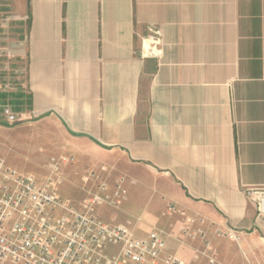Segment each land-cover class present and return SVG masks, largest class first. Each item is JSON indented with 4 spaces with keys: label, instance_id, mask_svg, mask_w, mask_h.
Instances as JSON below:
<instances>
[{
    "label": "crops",
    "instance_id": "crops-1",
    "mask_svg": "<svg viewBox=\"0 0 264 264\" xmlns=\"http://www.w3.org/2000/svg\"><path fill=\"white\" fill-rule=\"evenodd\" d=\"M16 11L31 121L0 122V134L51 153L39 181L26 176L53 179L71 203L67 189L118 199L101 220L139 239L160 232L184 264L264 253L262 195L248 194L264 189V0H16Z\"/></svg>",
    "mask_w": 264,
    "mask_h": 264
},
{
    "label": "built area",
    "instance_id": "built-area-1",
    "mask_svg": "<svg viewBox=\"0 0 264 264\" xmlns=\"http://www.w3.org/2000/svg\"><path fill=\"white\" fill-rule=\"evenodd\" d=\"M0 119L20 125L30 118L7 98L0 99ZM52 161L55 169L57 163ZM55 184L50 179L40 185L0 160V260L15 264H184L166 255L160 232L139 239L126 227L102 221L96 207L119 203L118 199L96 194L79 209L60 197ZM101 189L100 193L105 191ZM125 194L119 188L114 196ZM248 194H261L262 201L264 189H249ZM228 237L240 239L236 233Z\"/></svg>",
    "mask_w": 264,
    "mask_h": 264
},
{
    "label": "rangeland",
    "instance_id": "rangeland-1",
    "mask_svg": "<svg viewBox=\"0 0 264 264\" xmlns=\"http://www.w3.org/2000/svg\"><path fill=\"white\" fill-rule=\"evenodd\" d=\"M26 26L27 20L21 18L16 11V0H0V90H5L8 94H27L25 93L27 79V63L24 54L20 53L21 44L24 41ZM13 107L15 108L14 105ZM21 110L23 112L26 111V107L22 106V109H20V111ZM20 111L18 110V112ZM30 121L31 120H26L20 125L13 126L29 125ZM0 122L4 124L7 123L3 119H0ZM28 132L29 130L25 131V138L29 137L27 136ZM11 138L12 137L9 135L0 134V156L5 157L7 163L6 166L17 171L21 175H33L35 176L36 180L39 181L40 178H38L36 174L39 170H41V167L43 165L47 164L50 161L51 153L47 152L45 154L40 153L41 155H34V153L29 149L27 142L25 143V146H22L21 144L17 147L13 146L12 144H6L7 142H19L17 140L12 141ZM7 146H12L13 148H16V151L14 152L13 150H9ZM8 164L13 168L10 167ZM83 174L87 176V173H82L81 175H74V178L71 180V185H80L81 179L84 178ZM65 193L66 194H64V196L67 195V197H72L73 203H70L74 207H82L84 201L79 198L81 197L80 195H74L73 197L72 191L68 189ZM68 194L70 196H68ZM106 205L107 204H104V206L102 207H96V211L99 210L102 212L103 209H105ZM136 212L138 211H134L133 208V213ZM96 214L98 215V213ZM105 215H109V210L106 211ZM102 221L113 224L111 219H103ZM0 264L15 263L0 260ZM250 264H264V253L261 254L260 252H258V254H253L250 257Z\"/></svg>",
    "mask_w": 264,
    "mask_h": 264
},
{
    "label": "trees",
    "instance_id": "trees-1",
    "mask_svg": "<svg viewBox=\"0 0 264 264\" xmlns=\"http://www.w3.org/2000/svg\"><path fill=\"white\" fill-rule=\"evenodd\" d=\"M7 98L11 99V103L15 106L16 110L22 109V106L28 107L31 105V99L29 96L23 94H5L0 93V99L6 100Z\"/></svg>",
    "mask_w": 264,
    "mask_h": 264
},
{
    "label": "water",
    "instance_id": "water-1",
    "mask_svg": "<svg viewBox=\"0 0 264 264\" xmlns=\"http://www.w3.org/2000/svg\"><path fill=\"white\" fill-rule=\"evenodd\" d=\"M261 209H262V212H264V196H263L262 201H261Z\"/></svg>",
    "mask_w": 264,
    "mask_h": 264
}]
</instances>
